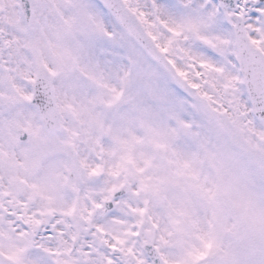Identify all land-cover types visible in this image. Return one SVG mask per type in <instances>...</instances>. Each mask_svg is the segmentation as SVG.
I'll use <instances>...</instances> for the list:
<instances>
[{
	"label": "snow or ice",
	"instance_id": "obj_1",
	"mask_svg": "<svg viewBox=\"0 0 264 264\" xmlns=\"http://www.w3.org/2000/svg\"><path fill=\"white\" fill-rule=\"evenodd\" d=\"M0 264H264V0H0Z\"/></svg>",
	"mask_w": 264,
	"mask_h": 264
}]
</instances>
